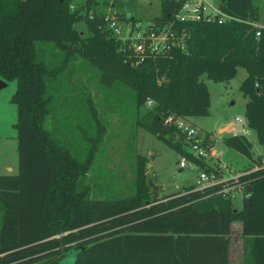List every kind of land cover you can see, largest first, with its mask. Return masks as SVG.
<instances>
[{"label":"trees","instance_id":"1","mask_svg":"<svg viewBox=\"0 0 264 264\" xmlns=\"http://www.w3.org/2000/svg\"><path fill=\"white\" fill-rule=\"evenodd\" d=\"M71 2L0 0V78L17 83L11 100L17 106L19 158L17 174L0 175V264H60L70 251L74 264H232L235 221L242 227L243 264H264V151L256 162L246 135L223 138L252 163L230 181L243 189L241 208L221 192L226 182L189 185L154 199L149 157L140 153L131 193L104 195L89 173L108 126L76 74L77 61L93 68L99 93L122 121L191 157L185 134L165 120L209 115L211 95L203 76L229 81L244 67L245 116L264 150V36L256 35L253 0H220L237 18L223 23L176 21L181 2L161 0L154 20L186 26L187 48L146 56L138 64L111 35L95 4L72 10ZM81 21L86 36L75 27ZM125 87L134 91L130 105ZM57 121L61 127L52 125ZM71 127L86 143L83 157L67 146ZM94 186L100 195H94Z\"/></svg>","mask_w":264,"mask_h":264},{"label":"rangeland","instance_id":"2","mask_svg":"<svg viewBox=\"0 0 264 264\" xmlns=\"http://www.w3.org/2000/svg\"><path fill=\"white\" fill-rule=\"evenodd\" d=\"M133 2L131 6L128 5L129 11L144 21L154 19L161 13V0H134ZM253 2L258 7V23L264 25V0H253ZM75 27L84 36L88 34L86 24L83 21L76 23ZM76 65L78 69L76 71L77 77L79 76L78 78L87 85L93 94L99 111L108 126L103 146L98 152L94 163V169L89 173L91 177L96 179L94 184L101 185L100 189L104 191V195L108 191L112 193L116 191L113 193L116 196L131 193V183L134 176L132 166L136 153L149 157L148 179L153 194L157 192L158 197L182 190L189 185H197L200 173L198 168H180L178 165L179 154L174 149L145 129H136L130 123L126 124V121H122L119 118V113L112 111L108 106L105 93H99L94 69L78 61ZM246 76L247 70L244 67H240L237 75L229 81L218 82L204 75L203 80L208 85L211 95L210 114L191 118V121L200 129L201 133L212 132L221 139L217 142V146L224 151L223 158L232 167V174L252 165L248 157L223 144V136L229 135L233 128H236V118L241 117L243 119L244 123L238 128L252 141L253 156L256 162L260 160L264 151L263 146L258 141L256 132L248 126L245 116L248 98L241 91L240 85ZM16 87V81L12 80L0 90V173L17 174L19 172L17 129L15 127L17 106L11 100ZM124 91L123 97L130 105L132 97H134V91L129 87H125ZM144 110L145 108H142L141 112L143 113ZM128 112L131 116V108ZM52 125L61 127L58 121ZM72 128L66 131L68 136L66 138L67 146L77 156L83 157L86 151V143L81 137V133ZM6 163L12 165L14 170L6 172L4 169ZM94 189L96 192L94 195H100L95 186ZM243 197V192L234 193L232 198L235 207H242ZM241 229V222L235 221L232 225L231 234L232 264H243L244 243ZM74 259L75 252L70 251L64 261L66 264H73Z\"/></svg>","mask_w":264,"mask_h":264},{"label":"built area","instance_id":"3","mask_svg":"<svg viewBox=\"0 0 264 264\" xmlns=\"http://www.w3.org/2000/svg\"><path fill=\"white\" fill-rule=\"evenodd\" d=\"M127 1L72 0L71 9L85 7L89 2L95 4L101 14H105L104 19L107 29L112 36L125 43V46L131 52L130 56L135 58V64L141 62L146 56L168 54L175 48L186 50L189 38V30L186 26H176L174 21L158 22L154 19L144 21L129 11ZM178 1L181 2V7L175 13L177 14L176 21H217L223 23L237 19L221 8L220 0ZM121 3L124 4L121 5ZM94 13L95 8L92 7L90 14ZM256 26L257 37H263L264 25L257 23ZM153 104V99L148 98L146 105L151 107ZM165 123L177 126L185 134L186 147L191 157L179 154L178 165L180 168L199 169L200 173L196 185L198 188L226 182L221 190L223 194L234 197V193L243 192L239 184L230 183L231 180H238L241 171L232 174V167L223 158L224 151L217 146V142L221 139L216 134L212 132L201 133L200 129L191 120L184 117L169 116ZM243 123L241 117L236 118V128H233L229 135L238 136L243 134L238 128Z\"/></svg>","mask_w":264,"mask_h":264},{"label":"water","instance_id":"4","mask_svg":"<svg viewBox=\"0 0 264 264\" xmlns=\"http://www.w3.org/2000/svg\"><path fill=\"white\" fill-rule=\"evenodd\" d=\"M7 85H8V82L5 81L4 79L0 78V90H1L3 87H6ZM157 198H159V197H158V193L156 192V193L154 194V199H157ZM75 258H76V256H75ZM74 262H75V259H74V261H73V264H74ZM60 264H66L65 261H64V259L60 262Z\"/></svg>","mask_w":264,"mask_h":264},{"label":"crops","instance_id":"5","mask_svg":"<svg viewBox=\"0 0 264 264\" xmlns=\"http://www.w3.org/2000/svg\"><path fill=\"white\" fill-rule=\"evenodd\" d=\"M149 164V163H148ZM4 169L6 170V172H11L14 170V167L12 165H9L8 163H6L4 165ZM2 174H11V173H0V175ZM180 191V190H179ZM177 192V191H176Z\"/></svg>","mask_w":264,"mask_h":264}]
</instances>
